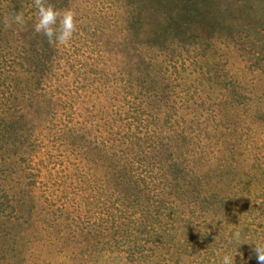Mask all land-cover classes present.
<instances>
[{"label":"trees","instance_id":"obj_1","mask_svg":"<svg viewBox=\"0 0 264 264\" xmlns=\"http://www.w3.org/2000/svg\"><path fill=\"white\" fill-rule=\"evenodd\" d=\"M46 3L62 12L70 0ZM23 5L14 0L11 12ZM124 9L126 80L103 92V131L74 142L102 177L56 217V246L78 264H259L264 154L252 125L264 126V0H126ZM18 27L8 43L26 58ZM35 46L39 72L52 51ZM235 54L251 79L224 69ZM8 126L11 141L19 124Z\"/></svg>","mask_w":264,"mask_h":264},{"label":"rangeland","instance_id":"obj_2","mask_svg":"<svg viewBox=\"0 0 264 264\" xmlns=\"http://www.w3.org/2000/svg\"><path fill=\"white\" fill-rule=\"evenodd\" d=\"M22 1L24 31L19 37L26 58L22 49L8 43L14 41L11 29L18 27L7 23L14 0H0V264H78L56 246V217L62 220L65 210L77 208L84 193L80 189L96 171L95 179L102 177L88 161V149L74 142L75 136L103 131V92L110 86L120 90L126 80L133 55L124 44L126 0H70L65 10L75 13L76 31L65 45L49 44L34 31L36 0ZM130 8L128 12L135 10ZM33 44H46L52 51L39 72L29 52ZM234 57L224 69L239 80L251 79L243 59ZM193 69L189 65L183 75L192 78ZM92 109L100 112L95 122ZM120 116L116 113V120ZM15 122L18 135L7 141L8 124ZM252 128L264 154V126ZM238 209L244 211V204ZM238 216L241 222L252 220L245 213ZM253 225L264 227V219Z\"/></svg>","mask_w":264,"mask_h":264},{"label":"clouds","instance_id":"obj_3","mask_svg":"<svg viewBox=\"0 0 264 264\" xmlns=\"http://www.w3.org/2000/svg\"><path fill=\"white\" fill-rule=\"evenodd\" d=\"M37 22L34 31L42 33L49 44L65 45L70 42L76 31L75 13L72 10H65L63 13L55 9L52 4L43 0H36ZM8 24L23 26L24 15L21 12H12L7 21ZM236 240L240 239L239 232L233 234ZM255 253L259 264H264V244L255 243ZM223 264H232V258L225 256Z\"/></svg>","mask_w":264,"mask_h":264}]
</instances>
